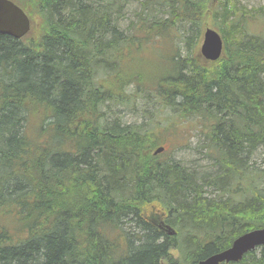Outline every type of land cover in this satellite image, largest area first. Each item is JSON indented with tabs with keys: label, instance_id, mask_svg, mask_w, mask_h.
<instances>
[{
	"label": "trees",
	"instance_id": "trees-1",
	"mask_svg": "<svg viewBox=\"0 0 264 264\" xmlns=\"http://www.w3.org/2000/svg\"><path fill=\"white\" fill-rule=\"evenodd\" d=\"M14 1L33 22L0 34V264H198L264 225V185L213 195L259 177L247 158L264 147V34L234 0ZM211 19L226 56L207 65L194 48ZM179 24L186 55L175 47L150 76L127 62ZM149 79L167 118L206 129L212 172L160 161L154 127L103 110L133 105ZM229 264H264V249Z\"/></svg>",
	"mask_w": 264,
	"mask_h": 264
},
{
	"label": "rangeland",
	"instance_id": "rangeland-1",
	"mask_svg": "<svg viewBox=\"0 0 264 264\" xmlns=\"http://www.w3.org/2000/svg\"><path fill=\"white\" fill-rule=\"evenodd\" d=\"M237 12L239 14L245 15V18H248L247 23L245 22V26H247V32H251L253 34H263L264 33V23L262 20L258 18L261 13V9L264 6V0H234ZM217 2H214L216 6ZM137 2H134L133 5L126 12L124 19H122V27L127 28V25L133 17L134 9L137 7ZM37 17V16H36ZM38 23L41 24L40 19L37 17L34 26ZM218 23V21H216ZM213 22L211 19L210 26L219 30V26ZM186 27L184 24H179L175 28L169 31V38L166 40H162L160 43L157 39L154 44L151 45V42H148L146 48H142L140 52H134L127 57V62L133 65L136 68L150 76L152 71L162 69L166 66V58L170 56L171 51L174 48H178L181 50L183 55H186L188 52V48L185 42L182 39L183 34L186 32ZM203 33V31H202ZM168 39L175 40L173 45L168 43ZM203 36L201 34L200 41L197 45H195L194 52L197 54L200 51L201 43ZM231 39V38H230ZM167 42V43H165ZM231 45V42H230ZM178 46V47H177ZM198 48V49H197ZM123 59V58H122ZM124 63V59L122 60ZM150 79L146 80L145 95L136 96L135 103L133 105H115L109 104L103 107V110L109 114L110 109L116 110L118 115L123 123H138L141 125L142 130L153 131V127L156 135L160 138V142L158 145H163L165 147V151H163L159 155L160 161H177L182 165L189 167L190 169L200 170L201 172H212L215 165L216 160L208 156V148H206L208 139L206 136V129H204L201 125V122L198 118L195 117H187L184 120L174 119L173 121L170 118H167V113L165 111L158 110L157 104L153 102L154 94V86L151 85ZM131 86L127 87V90H130ZM153 111V112H152ZM157 145V146H158ZM156 148V147H155ZM154 148V149H155ZM247 163L249 164V170L254 171L257 170L260 180L257 177L252 180V174L246 173L245 176L240 181H227L226 188L227 192L214 191L212 194L214 196H219L222 194L230 195L232 194L230 189H232L235 185L237 187V183H239L240 187L244 189L241 192H236V198L243 199L251 196L254 191V188H251V185L254 182H258L259 186L264 185V147L259 148L256 153L247 158ZM251 181L253 183H251ZM69 185H73V181L66 182ZM225 198V197H224ZM157 223L163 227L165 224L163 220H157ZM131 222H127L124 224V228L132 231ZM9 226V225H8ZM10 228L15 230L14 223L10 224ZM135 240V239H134ZM126 246V243L123 244ZM256 252L260 253V248L256 250Z\"/></svg>",
	"mask_w": 264,
	"mask_h": 264
},
{
	"label": "water",
	"instance_id": "water-1",
	"mask_svg": "<svg viewBox=\"0 0 264 264\" xmlns=\"http://www.w3.org/2000/svg\"><path fill=\"white\" fill-rule=\"evenodd\" d=\"M31 21L25 10L12 0H0V34L10 35L14 38L23 37L30 29ZM224 50V40L221 34L209 26L203 33V43L200 51L206 60L215 61L219 59ZM163 147L158 148L155 153L161 152ZM174 234V230H170ZM257 245L264 246V226L237 237L232 245L218 253L200 260L198 264H219L221 262L240 260L244 254Z\"/></svg>",
	"mask_w": 264,
	"mask_h": 264
}]
</instances>
